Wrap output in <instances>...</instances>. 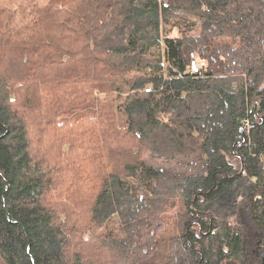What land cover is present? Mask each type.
<instances>
[{
  "label": "trees",
  "instance_id": "16d2710c",
  "mask_svg": "<svg viewBox=\"0 0 264 264\" xmlns=\"http://www.w3.org/2000/svg\"><path fill=\"white\" fill-rule=\"evenodd\" d=\"M0 264H264V0H0Z\"/></svg>",
  "mask_w": 264,
  "mask_h": 264
},
{
  "label": "rangeland",
  "instance_id": "374dc122",
  "mask_svg": "<svg viewBox=\"0 0 264 264\" xmlns=\"http://www.w3.org/2000/svg\"><path fill=\"white\" fill-rule=\"evenodd\" d=\"M81 115V110L71 113L69 116L71 119H74L75 116ZM149 166H154L173 175H194L200 174L204 171L206 166L205 160L197 154L192 159H179L172 165H166L162 161H148Z\"/></svg>",
  "mask_w": 264,
  "mask_h": 264
},
{
  "label": "built area",
  "instance_id": "2783aa9c",
  "mask_svg": "<svg viewBox=\"0 0 264 264\" xmlns=\"http://www.w3.org/2000/svg\"><path fill=\"white\" fill-rule=\"evenodd\" d=\"M201 66H203V64H201ZM150 92H151L150 88H147V89L144 90V94H148ZM254 105H258V103L255 102Z\"/></svg>",
  "mask_w": 264,
  "mask_h": 264
},
{
  "label": "water",
  "instance_id": "95a60500",
  "mask_svg": "<svg viewBox=\"0 0 264 264\" xmlns=\"http://www.w3.org/2000/svg\"><path fill=\"white\" fill-rule=\"evenodd\" d=\"M193 68H196L195 64H193Z\"/></svg>",
  "mask_w": 264,
  "mask_h": 264
}]
</instances>
